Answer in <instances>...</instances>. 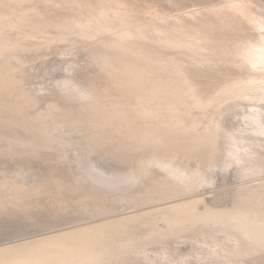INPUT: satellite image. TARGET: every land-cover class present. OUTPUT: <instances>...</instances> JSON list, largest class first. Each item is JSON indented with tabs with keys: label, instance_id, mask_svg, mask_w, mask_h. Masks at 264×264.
Listing matches in <instances>:
<instances>
[{
	"label": "bare ground",
	"instance_id": "1",
	"mask_svg": "<svg viewBox=\"0 0 264 264\" xmlns=\"http://www.w3.org/2000/svg\"><path fill=\"white\" fill-rule=\"evenodd\" d=\"M70 48H89L98 62L82 88L71 79L46 96L73 89L70 105L46 108L24 73ZM246 100L264 103V0H0V232L10 234L0 238V264H146L148 247L172 253L191 236L219 243L220 264H264V182L232 206L215 197L228 190H203L216 174L221 118L231 112L236 122L225 111ZM253 112V123L239 124L257 126L241 125V136L262 141L264 116ZM229 133L228 144L238 137ZM99 155L133 169L104 175Z\"/></svg>",
	"mask_w": 264,
	"mask_h": 264
},
{
	"label": "rangeland",
	"instance_id": "2",
	"mask_svg": "<svg viewBox=\"0 0 264 264\" xmlns=\"http://www.w3.org/2000/svg\"><path fill=\"white\" fill-rule=\"evenodd\" d=\"M255 18H256V16H254ZM73 49V50H72ZM70 48L69 49V51L71 50L72 52V54H68V56H67V54L65 55V54H63V52H62V50L61 49H58L57 51L55 50V52L54 53H52V54H54V55H52V54H50V56L48 55L47 57H45V58H42V59H37L35 62H34V67H32V68H29L25 73H24V75L26 76V78L28 79V85H27V88H29V89H31L33 92H35V93H37V95H39V96H41V97H43V98H45V100L47 101V103H44V102H42V105L44 106V107H46V108H50L51 106L49 105V101H62L63 103H65L66 105H70V103L69 102H73L72 100L74 99V98H76V91H73V89L71 90L72 91V93H70V92H68V91H66V95H69V94H71V96L70 97H68V96H58V97H55L54 98V96L52 97V98H50V96H51V92L50 91H52V92H55V94H57V92L60 94V92H61V94H62V91H60L61 89L62 90H64L63 89V87H62V85L60 86L59 84H60V82L62 83V82H66L67 80H71V82L74 84V86H78L79 85V88H82V86L84 85L83 83V81H84V79H87L86 78V76H87V74L89 73V70L87 69V66H88V64H90V62H92V65L94 64L95 66H96V63L98 62L97 60H96V56L97 55H95V54H93V53H91V49H89V48H82V50H79V49H75V48ZM75 49V50H74ZM81 49V48H80ZM86 49V50H85ZM66 52H68V50L66 51ZM84 52H85V54H84ZM23 55H27L26 53H22ZM89 54V55H88ZM75 55H77V56H75ZM78 55H79V57H78ZM84 55V56H83ZM85 55H87V56H85ZM91 55V56H90ZM95 55V56H94ZM29 56V55H28ZM91 58H90V57ZM54 57V58H53ZM57 57V58H56ZM50 58H51V60H52V58L53 59H56V62H55V60L53 61L54 62V64L55 65H58V66H56V67H54L53 68V66H54V64H53V62H50L51 60H50ZM80 58H82V59H84V61H81L80 60ZM94 58V59H93ZM58 60V61H57ZM87 60V61H86ZM49 62V64L51 65H49V66H47V64L46 63H48ZM89 61V62H88ZM97 61V62H96ZM43 62H45V63H43ZM58 62V63H57ZM80 62V63H79ZM43 63V64H42ZM31 64H33V63H31ZM86 67H85V66ZM22 66H27L26 64H24V65H22ZM43 66V67H42ZM44 67H48V69L46 70V68L44 69ZM49 67H50V69H49ZM73 70V71H72ZM78 70V71H77ZM66 77V79H65V77ZM62 77H64V79H65V81H61V79L62 80H64ZM70 77V78H69ZM88 77V76H87ZM59 81V82H58ZM83 84V85H82ZM56 85L58 86H60V87H62V88H60L59 86L56 88ZM66 88H67V86H65ZM65 88V89H66ZM56 89V91H54ZM60 92H59V91ZM48 95H50L49 97H47L46 98V96H48ZM245 102V99H243V100H241V102L243 103V105H244V102ZM246 103H248L249 104V101H247L246 100ZM254 102H252V104H251V102H250V104L252 105V107H250L251 105L249 104V106H242L241 108L242 109H239L240 107L238 106V105H234V107H237V109H238V111H237V109L235 108V110H234V107L232 108V110L229 108V110H226L225 111V113L226 112H228V111H232V115L234 114V117H235V121L237 122H234V118H233V116H232V118L229 116V115H231L230 113L231 112H228L227 114H224L223 116H222V118H221V122H223V120H224V124H222L224 127H223V130H222V133H221V136H224L223 138L221 137L219 140H223L225 137L227 138V136L228 135H230V131L231 132H233L232 133V137L233 136H238V137H234L235 139H233L232 138V140L230 139V144H228L229 143V138H227V140H224L225 142H223L222 141V143H221V141L219 142V145H220V147H219V145H218V147L220 148V149H218L219 150V152H218V154H219V162L217 163V165H216V167L213 169V173H216V174H218V173H220V174H218V175H216V174H213V177L214 178H212V174H211V178H212V182L211 183H208L209 185H205L204 186V188H203V190L205 189V191L207 192V193H209V194H207V197H213L212 196V193H211V191L212 192H217L218 194H220L221 192H225V190L227 191L228 190V192L230 193V195L227 193V196L225 195V196H223L222 195V197L220 196V195H217V196H215V197H217V200L219 199L220 201H218V203L220 202V204H222V205H224V206H232V205H235L236 204V202H238V195L240 196V193H242L243 192V189L246 187V186H249V185H251V186H253V184L252 183H255L256 184V181H257V184H259V181L260 182H264V174L263 175H260L259 176V174L261 173V172H263L264 173V165L262 164V159L260 160V158H259V160H258V162L260 161L261 162V164H259L257 161H255L254 159V157H258L257 155H259V157H261L262 155H264V140H262V141H260V140H255V141H253L252 139L251 140H248L249 138L248 137H256L255 135L257 134V133H255V132H253V134H252V132H248V134H246V133H242V136H241V132H240V129H241V127L244 125V127H249L250 129L251 128H253V127H255V126H257V124H252V125H248V124H246L248 121L250 122V123H253V120L252 119H254L253 117L251 118V114H252V112H251V114L249 115V113H245V111L247 112L248 110L250 111H254V112H256V111H258L257 109L258 108H256V107H258L259 105H258V103L260 104V105H262L263 104V107H264V103L262 102H256L255 101V104H253ZM48 104V105H47ZM74 104V103H73ZM242 105V104H241ZM240 105V106H241ZM255 106V108H254V106ZM232 107V106H231ZM239 107V108H238ZM244 107V108H243ZM247 107H250L249 109H247ZM245 108H246V110H245ZM253 110H252V109ZM244 109V112L243 111H241V113L243 112V116H242V114L240 113V115H239V117H238V114H239V111L240 110H243ZM260 109H262L260 106H259V111H260V113L264 116V109H262V110H260ZM238 113H237V112ZM258 111V112H259ZM234 112V113H233ZM253 112V114H258V112H256V113H254ZM229 114V115H228ZM236 114V115H235ZM245 114L247 115V116H245ZM226 115V116H225ZM238 118H240V116H242V117H244V118H241L240 120H237V117ZM250 116V117H249ZM225 117H227V118H225ZM245 117H247V118H245ZM225 119H226V122H225ZM233 119V120H232ZM247 119H251V120H247V122H246V120ZM243 120H245V122H243L242 124H239L240 123V121L242 122ZM264 120V118L262 117V120L261 121H263ZM233 122V124H235V125H237V127H234L235 125H233V124H230L231 126L233 125V127H231L230 125H228V126H226V123H228V122ZM246 124V125H245ZM240 125V126H239ZM242 125V126H241ZM226 126V127H225ZM238 126H239V128H238ZM228 128V129H227ZM235 128V129H234ZM231 129V130H230ZM234 129V130H233ZM226 130V131H225ZM228 130H230V131H228ZM233 130V131H232ZM237 130H239V131H237ZM225 132V133H224ZM227 132V133H226ZM240 132V133H239ZM224 133V134H223ZM249 133H250V135H249ZM254 133H255V135H254ZM223 134V135H222ZM246 134V135H245ZM260 135H261V133H259ZM260 135H258V136H260ZM257 136V137H258ZM229 137V136H228ZM225 138V139H226ZM239 138V139H238ZM241 138H243V139H241ZM246 139H247V141H246ZM238 140H244V145L246 144V146H244L243 144H242V142L241 141H238V143H239V145L236 143ZM246 141V142H245ZM252 141V143H254V144H252V143H250ZM260 141V142H259ZM240 143H241V146H243V147H241L240 146ZM256 143V144H255ZM222 144V145H221ZM224 144V145H223ZM238 146H237V145ZM251 144H252V148H251ZM226 145V146H225ZM258 147H257V146ZM238 148H237V147ZM254 146V147H253ZM240 147H241V149H240ZM246 149H245V148ZM248 147V148H247ZM256 147H257V150H256ZM78 148L80 149V152L81 153H84L85 152V150L83 149V146H81V145H78ZM221 148H222V150H221ZM239 150H243V152H244V155H243V152L241 153L240 151H239V153H238V151H237V149ZM243 148V149H242ZM233 149H235L234 151H235V153H234V151H232L231 152V150H233ZM247 149H248V151L250 150V149H254V151H252V150H250V151H252V152H248L247 151ZM224 150H225V152H224ZM222 152H223V154H222ZM247 152H248V154H247ZM256 152V153H255ZM253 153H255L254 155H251V157H249L250 156V154H253ZM258 153V154H257ZM147 154H149V152H145V153H143V154H141V155H139V156H137V157H135L134 158V160H136V159H140V158H142L143 156H146ZM224 154L225 155H227L228 157H229V155H230V158H228V157H225V158H227V159H225L224 158ZM236 154H239V155H237L236 156ZM245 154H247V155H245ZM222 156V157H221ZM232 156H233V158H232ZM246 156V157H245ZM252 156H253V158H252ZM95 157V163L97 164V166H100V165H102L103 166V164H104V166H105V169H106V167H107V170L106 171H104V167H102V171L104 172V175H108V172L109 173H113V172H122L123 171V169H124V171H126L127 169V171H129V172H131L130 170H132V169H130V166H131V164H127V163H125V164H123L122 165V167H121V163L119 164L118 162H114L113 160H111V159H109V160H107L106 158H104L103 157V164H101V155H99L98 157L97 156H94ZM234 157H236V159H234ZM264 157V156H263ZM231 158L233 159V160H231ZM245 158H246V160H245ZM250 158H252V159H250ZM262 158V157H261ZM104 159H105V161H104ZM241 159L242 160H244V161H241ZM100 160V161H99ZM111 160V161H110ZM123 160H126V159H123ZM129 161H132V159H128ZM230 160H231V162H230ZM237 160H240L239 162L237 161ZM236 161V162H235ZM98 162V163H97ZM113 162V163H112ZM228 162H230L229 164H227ZM232 162H235L234 164H232ZM100 163V164H99ZM116 163V164H115ZM257 163V164H256ZM263 163H264V158H263ZM108 164H110V165H108ZM223 164V165H222ZM246 164V165H245ZM249 164V165H248ZM254 164V165H253ZM116 165V166H115ZM126 165V166H125ZM230 167V168H228V166ZM236 167H235V166ZM242 165H244V167H246V168H243V167H239V166H242ZM251 165V166H250ZM260 165H261V168H260ZM112 166V167H111ZM187 166V165H186ZM224 166V167H223ZM255 166H257V167H255ZM119 167H121V168H119ZM124 167V168H123ZM222 167V168H221ZM259 167V168H258ZM114 168H116L115 170H114ZM123 168V169H122ZM186 168V167H185ZM254 168L256 169V170H259V171H253L252 172V170H254ZM108 169H113L112 171L111 170H108ZM234 169V170H233ZM246 171H245V170ZM261 170H263V171H261ZM111 171V172H110ZM124 171H123V173H124ZM126 171V172H127ZM221 171H222V174H221ZM98 172H100V171H98ZM98 172H95L97 175H100V176H102V177H106V176H103V175H101V173L99 174ZM211 172V171H210ZM258 172H260V173H258ZM111 173V174H112ZM246 174H248L247 176H246ZM254 176H253V175ZM257 174H258V176H257ZM215 175V176H214ZM250 175L251 176H253L254 178H255V180H253L254 178L253 177H251V179L249 178L250 177ZM110 176V175H109ZM218 176V177H217ZM223 176V177H222ZM258 178V179H256V177ZM244 177H247V178H244ZM219 179V180H218ZM243 179V180H242ZM244 179H246V180H244ZM251 181H250V180ZM214 180V181H213ZM255 181V182H254ZM213 182H215V183H213ZM240 182V183H239ZM262 182V183H263ZM242 183V184H241ZM254 184V185H255ZM256 184V185H257ZM217 186V187H216ZM240 186V187H239ZM241 186H243V187H241ZM237 187H239V188H237ZM231 188H233V190L231 189ZM236 190H235V189ZM232 191H231V190ZM238 189V190H237ZM237 191V192H236ZM240 191V192H239ZM233 192V193H232ZM236 192V193H235ZM205 193V192H204ZM235 193V194H234ZM238 194V195H237ZM236 196V197H235ZM237 199V200H236ZM216 200V201H217ZM229 200V201H228ZM216 201H214V203L216 202ZM221 201H222V203H221ZM232 205H231V204ZM70 210H73V208H69L68 209V211H70ZM19 220V224L20 225H18V226H22L23 224L25 225V223H23V222H26L25 220H23L22 222H21V220L20 219H18ZM23 225V226H24ZM33 227V228H32ZM41 226H30V227H28V232L30 231V232H35V230L36 231H38V230H40L41 228H40ZM30 228H31V230H30ZM37 228H39V229H37ZM34 229V230H33ZM43 229V228H42ZM217 231H221V230H217ZM17 232V231H16ZM8 232H6V233H2V232H0V238H6L5 236H7V235H10V234H7ZM18 233V232H17ZM217 233V235L219 236V234H220V232H216ZM12 234H14V233H12ZM222 234H224L225 235V233H221L220 234V236H224V235H222ZM15 235V234H14ZM10 237H13V235L12 236H9V238ZM205 237V236H204ZM229 237H232V236H230L229 235ZM190 238H194V236H191V237H189V238H187L186 240L187 241H190ZM202 238V239H201ZM189 239V240H188ZM191 239V241L193 242L192 244H193V247H194V243H195V241L194 240H192ZM198 239H200V240H198ZM186 240H180L179 242H181L182 243V245H180L181 243H179V247H181L180 249L178 248V246H176L175 247V243L174 244H171L172 246H174V249H172L171 250V252L173 253V251L175 250V248H178L177 250H175L176 251V253H175V251H174V255H176V258H175V256L174 255H172V253H170V251L169 252H167V250L166 249H164V247H166V245H161V246H163L161 249H164L163 251H161V249L159 250V248L157 247V246H160V244L159 245H157L156 246V248H158V250L154 247V246H151V247H148V252H146L147 254H146V256H143V254H145V253H143L142 255H140L139 257H141L142 259H144L143 261V263H146V264H154L155 262H157L156 264H170L168 261H169V259L167 258L166 259V257H168V253H170L169 255L171 256V257H173L174 256V258L176 259L175 260V262H172V264L173 263H178L179 261V259H183L182 261H180V263L182 262L183 264H188V262H189V264H201L202 262H203V264H205V262L207 263L208 262V264H213V260L212 261H210V263H209V261L208 260H210V259H208L207 260V258L208 257H211V256H214V261L216 262V261H219V262H221V260H220V257L222 256V255H220L222 252L224 253V251H222L223 249H221V253H220V250H218V248L220 247L221 248V245L219 246L217 243H213V241L211 242V244L215 247V245L217 246L216 248H214L213 246H210V240H208V241H205L204 242V240H207V238L205 239H203V237L201 236L200 238L198 237L197 238V241H198V243H197V241H196V243H195V246H197V245H200V246H202L203 247V249H202V247H199V248H197L198 249V252L200 253L202 250V253L201 254H199L197 251H195V247L192 249V244H191V241L190 242H188V244H187V241ZM186 241V242H185ZM204 242V243H203ZM178 243H176V245L178 244ZM235 242H233V241H230V242H228L227 244H234ZM185 246H184V245ZM197 244V245H196ZM209 244V245H208ZM207 245L208 246H210V248H208L207 247ZM171 246V247H172ZM191 246V247H190ZM207 247L206 249L207 250H205V247ZM185 247V248H184ZM188 247V248H187ZM153 248H155L154 250H152ZM201 248V249H200ZM212 248V249H211ZM215 249V252H211V250L213 251L214 249ZM182 249H184V250H187V249H189V251H187L188 253H190L191 254V252L192 251H194V252H192V254L194 253L195 254V256H194V254H193V256L196 258V260H195V258H193L192 257V255H190V254H188L187 255V252H185V251H183ZM196 249V250H197ZM208 249L210 250V254L208 255ZM216 249L218 250L217 251V253H216ZM152 250V251H151ZM170 250V249H169ZM182 250V252H180V251ZM190 250H192V251H190ZM156 252V251H158L159 253H155L154 254V252ZM161 251V252H160ZM166 252V253H164L163 254V256H165V257H163V256H161V254H162V252ZM150 252V253H149ZM184 252L186 253L185 255L186 256H189V257H187V258H190V259H193V260H195V261H187V263H186V261H184L185 260V258H186V256H184V255H181V254H184ZM205 252V253H204ZM207 252V253H206ZM152 253V254H151ZM179 253V254H178ZM204 253V254H203ZM214 255H213V254ZM218 253H220V254H218ZM152 255L151 257L149 256V258H148V255ZM160 256H159V255ZM177 254L178 255H181L180 257L179 256H177ZM199 254V255H198ZM202 254H203V256H202ZM208 255V257H205V255ZM155 255H157V256H155ZM218 256V255H220V256H218V257H216V256ZM143 256V257H142ZM154 256H155V258H154ZM159 256V257H158ZM145 257V258H144ZM156 257H158V258H156ZM198 257H202V259L200 260ZM204 257L206 258V260L207 261H205V259H204ZM225 257V256H224ZM224 257H223V259H224ZM151 258H153L152 260H151ZM161 258V259H160ZM174 258H172V259H170V262L172 261V260H174ZM177 258H179V259H177ZM186 258V259H187ZM197 258H198V260H197ZM151 261L150 263H149V260ZM156 259H157V261H156ZM163 259H165V260H163ZM204 259V260H203ZM211 259H213L212 257H211ZM153 260L155 261V262H153ZM168 260V261H167ZM189 260V259H188ZM203 260V261H202ZM225 260V259H224ZM146 261H148V262H146ZM166 261H167V263H166ZM202 261V262H201ZM205 261V262H204ZM160 262V263H159ZM191 262V263H190ZM194 262V263H193ZM212 262V263H211ZM214 262V263H215ZM219 262H216V264H218ZM259 262H261V261H259ZM141 264V263H140ZM179 264V263H178ZM220 264V263H219ZM241 264H245V263H241Z\"/></svg>",
	"mask_w": 264,
	"mask_h": 264
}]
</instances>
